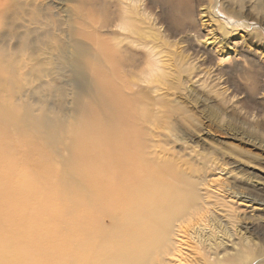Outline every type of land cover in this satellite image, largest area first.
I'll list each match as a JSON object with an SVG mask.
<instances>
[{
  "label": "bare ground",
  "instance_id": "bare-ground-1",
  "mask_svg": "<svg viewBox=\"0 0 264 264\" xmlns=\"http://www.w3.org/2000/svg\"><path fill=\"white\" fill-rule=\"evenodd\" d=\"M58 1L64 5L0 0L1 35H18L0 56V98L12 99L3 109L17 110V118L47 147L68 151L61 155L69 158L67 189L53 197L50 223L45 233L38 232V256L50 264H181L192 247V264H264V247L246 231L240 234L238 217L209 189L205 169L180 162L179 152L161 144L160 129L178 122L164 98L152 95L159 90L155 69L167 76L160 60L152 61L156 53H143L149 70L135 67V46L148 44L137 36L143 28L136 16L145 7L139 9L138 0H100L95 27L85 17L87 0H70L72 6ZM19 6L23 17L14 12ZM183 6L190 15L192 0ZM54 12L66 22L46 21ZM97 31L101 37L93 43L89 38ZM55 65L69 69L73 109L36 97ZM25 88L41 104L42 115L23 99ZM187 116L178 123L182 130ZM99 134L103 139L95 142ZM224 237H234L235 247ZM11 240L0 243V264H27Z\"/></svg>",
  "mask_w": 264,
  "mask_h": 264
},
{
  "label": "rangeland",
  "instance_id": "rangeland-1",
  "mask_svg": "<svg viewBox=\"0 0 264 264\" xmlns=\"http://www.w3.org/2000/svg\"><path fill=\"white\" fill-rule=\"evenodd\" d=\"M54 1L58 7L64 5ZM99 1L87 0L84 6L86 19L95 27ZM190 1L138 0V8L145 7V12L136 16L143 28L137 36L148 44L135 46L134 66L137 72L149 70L143 53H156L152 61L160 60L159 67L167 76L155 69L154 85L159 90L152 95H160L167 109L173 108V121L182 123L186 115L189 119L184 130L178 123L170 130L161 128V144L179 152L180 162L190 160L205 169L209 189L221 194L238 217L240 234L246 231L264 247V0H192L193 10L188 15L183 4ZM67 4L73 5L70 0ZM14 12L24 16L21 6ZM54 14L46 21L66 22L67 17ZM4 31L0 24V56L10 51L18 36L10 31L3 44ZM100 37L97 31L89 39L98 42ZM3 68L1 64L0 72ZM68 70L53 66V78L43 81L37 99L47 98L51 105L61 102L73 109L75 88L67 82ZM22 97L35 105L37 115L43 114L41 104L31 98L27 88ZM11 103L7 96L0 98V243L9 245L12 239L27 264H50L37 254L38 232L45 233L50 223L55 193L66 192L69 158L63 160L61 155L68 151L47 147L17 118V110L3 109ZM101 136L95 142L102 140ZM224 239L235 247L234 237ZM193 250L185 251L190 258L181 264H192Z\"/></svg>",
  "mask_w": 264,
  "mask_h": 264
}]
</instances>
